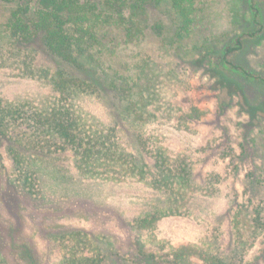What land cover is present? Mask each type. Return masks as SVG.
Masks as SVG:
<instances>
[{
    "label": "trees",
    "instance_id": "1",
    "mask_svg": "<svg viewBox=\"0 0 264 264\" xmlns=\"http://www.w3.org/2000/svg\"><path fill=\"white\" fill-rule=\"evenodd\" d=\"M197 1L0 0L9 7L0 25V68L44 83L54 96L43 106L0 98V143L16 174L13 184L32 187L29 175L35 176L44 159L57 154H68L87 177L136 178L162 195L132 224L134 230L149 233L164 217L188 215L189 200L196 192L212 194L216 188H192L186 159L170 158L150 133L174 121L172 96L169 100L167 92L177 85L179 67L186 69L184 62L196 69L204 67L211 77L226 66L250 81L262 83L264 74L228 60L243 48L240 37L222 50L209 41L189 46ZM151 12L159 17L153 23ZM253 19L256 22V14ZM112 24L129 41L139 40L148 29L157 39L158 60L148 56L150 62L144 59L127 73L114 69L98 42L100 25ZM86 100L101 105L108 120L83 111L81 104ZM198 118V110L191 108L177 122L184 125ZM239 213L233 215V249L223 254L211 243L196 254L200 264H248L244 262L247 252L264 240V207L254 206L242 221ZM51 239L62 252L57 264H116L111 244H101L83 230L69 228L52 233ZM5 242L0 232V264H11ZM191 248L169 247L160 253L159 243L160 261L141 246L139 258L143 263L199 264L191 259L195 254ZM19 256L37 264L29 249ZM262 258L255 257L249 264H258Z\"/></svg>",
    "mask_w": 264,
    "mask_h": 264
},
{
    "label": "rangeland",
    "instance_id": "2",
    "mask_svg": "<svg viewBox=\"0 0 264 264\" xmlns=\"http://www.w3.org/2000/svg\"><path fill=\"white\" fill-rule=\"evenodd\" d=\"M8 9L0 2V25ZM150 15L152 23L159 19L155 12ZM100 26L98 42L114 69L127 73L135 64L149 60L148 56L158 60L157 39L148 29L139 40L129 41L116 25ZM192 26L189 46L209 41L222 50L225 45H235L240 37L243 48L228 60L264 74V0H198ZM184 65L186 69L179 67L178 83L166 97L170 100L172 96L174 121L150 133L170 158L186 159L192 188L217 191L210 195L196 192L189 200L188 215L164 217L151 233L138 231L132 228L133 222L162 198L149 185L136 178L87 177L68 154L46 157L41 170L29 175L32 187L14 185L16 174L0 143V232L6 241L4 252L12 256L11 264H31L19 259L25 249L34 253L37 264H57L62 252L51 234L69 228L83 230L101 244L109 242L116 264H161L143 263L139 258L142 246L141 250L153 252L161 261L159 243L160 253L169 247H192L195 254L191 259L199 264L202 261L196 254H202L211 243L223 254L233 249L235 211L240 210L242 221L254 206L264 207V82L246 80L228 66L220 67L211 77L204 67ZM16 72L0 68L1 99L35 106L53 99L47 85L16 77ZM191 108L198 110V120L178 123V116ZM81 109L108 120L105 109L92 100L84 101ZM258 256H264V240L247 252L244 262L249 264ZM258 264H264V258Z\"/></svg>",
    "mask_w": 264,
    "mask_h": 264
}]
</instances>
